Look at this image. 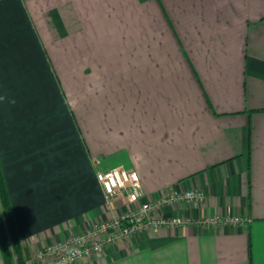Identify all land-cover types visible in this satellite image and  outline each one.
<instances>
[{"label":"crops","instance_id":"obj_1","mask_svg":"<svg viewBox=\"0 0 264 264\" xmlns=\"http://www.w3.org/2000/svg\"><path fill=\"white\" fill-rule=\"evenodd\" d=\"M0 153L26 258L119 214L96 177L119 166L144 200L205 192L157 215L246 220L74 264H264V0H0Z\"/></svg>","mask_w":264,"mask_h":264},{"label":"built area","instance_id":"obj_2","mask_svg":"<svg viewBox=\"0 0 264 264\" xmlns=\"http://www.w3.org/2000/svg\"><path fill=\"white\" fill-rule=\"evenodd\" d=\"M97 181L100 183L105 203L111 205L116 199L125 198L119 214L104 218L86 226L83 230L65 234L58 241L48 243L33 251L26 264H74L94 253L103 251L108 245L130 240L139 231L159 227H174L191 222L221 224L244 222L241 216H203L192 219L181 215H157L164 207L185 202L200 206L205 202V192L200 189L173 190L155 199L144 200L139 172L134 168L112 167L98 169Z\"/></svg>","mask_w":264,"mask_h":264},{"label":"trees","instance_id":"obj_3","mask_svg":"<svg viewBox=\"0 0 264 264\" xmlns=\"http://www.w3.org/2000/svg\"><path fill=\"white\" fill-rule=\"evenodd\" d=\"M0 153V249L5 264H26L23 241Z\"/></svg>","mask_w":264,"mask_h":264},{"label":"rangeland","instance_id":"obj_4","mask_svg":"<svg viewBox=\"0 0 264 264\" xmlns=\"http://www.w3.org/2000/svg\"><path fill=\"white\" fill-rule=\"evenodd\" d=\"M97 162H98V160H96ZM175 205V204H174ZM171 206H173V205H171ZM187 225V224H186ZM180 226H184V225H180ZM180 226H174V227H180ZM169 227V226H168ZM85 228V227H84ZM84 228H82L81 230H83ZM81 230H79V231H81Z\"/></svg>","mask_w":264,"mask_h":264}]
</instances>
